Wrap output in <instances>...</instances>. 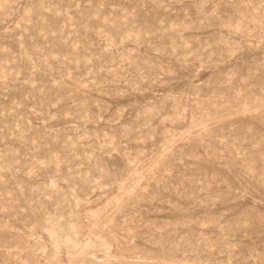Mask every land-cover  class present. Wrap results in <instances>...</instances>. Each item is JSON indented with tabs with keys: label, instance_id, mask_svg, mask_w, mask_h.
Listing matches in <instances>:
<instances>
[{
	"label": "rangeland",
	"instance_id": "rangeland-1",
	"mask_svg": "<svg viewBox=\"0 0 264 264\" xmlns=\"http://www.w3.org/2000/svg\"><path fill=\"white\" fill-rule=\"evenodd\" d=\"M0 264H264V0H0Z\"/></svg>",
	"mask_w": 264,
	"mask_h": 264
}]
</instances>
